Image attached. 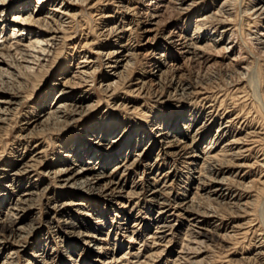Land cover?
Listing matches in <instances>:
<instances>
[{
	"label": "bare ground",
	"instance_id": "6f19581e",
	"mask_svg": "<svg viewBox=\"0 0 264 264\" xmlns=\"http://www.w3.org/2000/svg\"><path fill=\"white\" fill-rule=\"evenodd\" d=\"M197 1L0 0V143L8 137V128H13L9 132L14 130L17 147L11 157L17 160L6 162V169L0 172V247L13 249L2 261L0 258V264H19L22 240L36 215L29 220L26 216L44 199L47 229L75 234L84 247L82 253L95 246V251L108 256L102 264H153L161 258L162 264H169L177 226L169 219L174 216L175 222L185 217L188 224L187 245L178 252L179 261L202 264L206 243L248 237H254L249 240L256 246L254 258L262 260L264 224L256 233L250 223L227 233L221 224L208 225L209 219L217 217L212 207L201 212L197 205L200 192L205 194L203 198L228 206L235 198L229 185L238 182L229 180L230 169L243 171L264 162L256 153L250 156L251 146L264 136V130L254 128L249 116L236 114V103H232L235 98L240 100L238 95L246 98L249 90L257 103L261 98L262 86L251 66L264 57V0H248L241 9L246 26L255 29L248 34L252 50L239 42L232 26L231 0H222L215 11L206 5L196 11L203 0ZM85 12L94 13L100 23L94 37L77 34L84 26L79 19ZM206 24L210 29H204ZM190 26L193 31L188 35ZM206 31L218 37L212 39ZM48 75L53 78L48 89L38 93ZM38 78L42 81L35 86ZM96 82L111 100L100 115H93L100 105L91 95ZM30 86L38 93L34 98L24 95ZM227 91L229 101L223 94ZM165 93L179 101L196 100L198 107L186 110L180 103L172 112L149 108L147 97L161 102ZM117 108L130 117L139 116L144 124L128 121L130 117L125 115L118 120L111 113ZM24 109L29 110V116L26 112L21 115ZM20 115V126L14 128L11 125ZM240 119L248 125L234 130ZM123 121L128 125H121ZM214 122L217 127L210 136L208 130ZM54 133L63 137L54 159L48 161L50 144L46 140L50 142ZM30 174L48 184L39 189ZM53 184L60 191H79L85 196H74L73 201L67 193L45 198ZM133 198L155 203L156 217L145 224L142 217H135L127 225L130 217L124 206ZM95 200L113 206L104 210L105 214L92 209L97 216L93 222H75L66 214L68 207H74L77 214L84 201L98 206ZM109 217L112 222L107 225ZM97 232L103 237L114 233L115 243L121 233L127 242L125 253L103 248L107 239L97 238ZM78 243L64 246L69 264L100 262L99 257L85 262ZM52 245L51 241L39 244L26 264H40L38 258L43 264H54L48 262ZM244 261L249 263L251 258Z\"/></svg>",
	"mask_w": 264,
	"mask_h": 264
},
{
	"label": "rangeland",
	"instance_id": "374dc122",
	"mask_svg": "<svg viewBox=\"0 0 264 264\" xmlns=\"http://www.w3.org/2000/svg\"><path fill=\"white\" fill-rule=\"evenodd\" d=\"M128 1H133V0H128ZM141 1L142 0H140V2ZM221 1L222 0H203L202 4H199L197 6L196 11L201 9V8L203 9V7L205 5L213 7V10L215 11L216 8L219 6ZM247 1L248 0H231V7L230 8L232 9V14H233L232 20L234 19L232 22V26H234V28L236 30L239 42L241 41V43L245 44L249 48V50H252V46L248 40V34H251L252 32H254L255 29H252V28H249V26H246L245 21L247 22V19H246V17L243 18V16L241 15V9L245 6H247V4H248ZM198 2H200V0H198L197 3ZM109 11H113V8L110 7ZM91 14H87L85 12L84 17L79 19V24H84V26L77 29V34H79L81 32L84 34L89 33L90 35H92V37H94L96 24H100V23L96 21V19H95L96 17L94 16V13H91ZM193 16H195V15H193ZM116 20L114 19L113 22H115ZM211 25L214 26L215 23L211 24ZM205 26H204V29H206V30L210 29L209 24H206ZM248 28L251 31H248ZM219 30H221V29H219ZM192 31H193V26H190L187 30V34L191 35ZM204 34H208L209 37L212 36V33L211 34L207 33V31L204 32ZM217 37H218V34L216 33V34H213V36L211 38L215 39ZM66 53H67V51H66ZM62 55L64 56L66 54L63 52ZM60 58H58V61L61 62L62 58L61 59ZM261 60L262 61L259 62L258 64H254V65L252 64V66H251V67L255 68L257 76H258V80L260 81L259 83L262 86L261 87L262 93H261V98H260L259 103H257V101L254 99L251 90L248 91L246 98H242V95H238V98L241 97L240 100H238V102H237V101H235L237 98H235L234 100H232V101H234L232 103H236L237 108H235V110H234L236 114L239 113L241 118L246 117V115L249 116V121H250V119L253 120L252 126L254 128L255 127L257 128L259 126L260 128L262 127V130H264V57ZM136 69H137L136 71H139L138 66L136 67ZM189 71H191V70H188V72ZM191 77H192V75H191ZM52 79L53 78L50 75H48L47 78L45 79L44 83H43L42 88L40 89V92H38V93L45 92L48 89V85ZM40 80L42 81V79H40V78L36 79L35 82H33L34 85L38 86L39 83L41 82ZM242 86H244V84ZM28 89L29 90L26 91L27 93L24 92V95L26 96V95L30 94L34 98L37 92L33 91L31 86ZM119 94H121V93H119ZM223 94L225 95V97H227V101L231 100L230 91L223 92ZM24 95L22 94V96H24ZM91 95L92 96L94 95L93 96L94 103L100 102L99 107L96 109V111L93 115H95V114L100 115L103 111L106 110V108H105L107 106L106 102H108V104H110L111 100H109L107 98L108 95H106L100 91V89L98 88L97 82H96L95 86L93 87ZM0 97H1V95H0ZM120 97H123V96H120ZM145 100L151 101V102H149V108H156V110L158 112H160V111H162V112L163 111H166V112L176 111L177 109H179L178 105L180 103L181 104L183 103L186 110H191V109L195 110V108L198 107V106H196L197 105L196 100H192L189 102L188 100L184 99V100L179 101L178 99L171 98L170 96H168V93H165V99H164V101H161V102L155 103V99L149 98V97H147ZM140 104H142V102H140ZM25 112H26V116H29V110L28 109H24V111L21 115L25 114ZM111 113L115 114L117 119L121 120V121H122L121 117H123L124 115L127 118L130 117L129 115L124 114V112L122 111L121 108H117V110L115 112L111 111ZM21 115L14 122V124H12L11 126H13L14 128L20 126L21 120L23 119V116H21ZM21 117H22V119H21ZM128 121H135L137 125H143L144 124L143 119H139V116L137 118L134 115L132 117H130ZM240 122H245V121H242L240 119L237 124H234L233 129L234 128L236 129V127L237 128H241V127L243 128L246 124L248 125V123L245 122L244 124H242L243 125L242 126ZM121 123H122L121 125H128L127 124L128 122H126V121H123ZM217 123L218 122H214L212 124V126L208 130V135H210V136L213 135V133L217 127ZM255 123H257V124H255ZM8 129H9L8 130V137L4 136L1 140V143H0V147H1L0 148V172L3 168H5L4 166H5L6 162H8L9 160L10 161L11 160H17V158H15V159L11 158V157H13L12 152H16V148H17L16 145H14V130L9 132L13 128H11V129L8 128ZM237 131H238V129H237ZM55 133L52 136L50 135V137H49L50 142H49V140H46L47 141L46 143L50 144L49 148H48V153H47L48 161H51L52 159H54V153L58 151L55 149H57V147H58L57 145L60 144V141H61L60 139H61V137H63L61 135H60V137H56ZM35 137H36L35 139H37L38 137H41V136H35ZM72 140H73V138H72ZM253 140H255V139H253ZM70 141H71V139H70ZM255 141H257V142L251 146L252 150H251L250 156L253 157L256 153L262 159H264V153H263L264 152V136L258 140L256 139ZM19 152L22 153L23 151L20 150ZM252 162L253 161L250 160V164ZM263 163L264 162H262V164ZM262 164L260 167L257 166V167H253L251 169L248 168V169H244L243 171L242 170L237 171L236 169H233V170L230 169V172L232 174L230 176L225 175L226 177L229 176L230 181H236V182L238 181L237 182L238 185L237 184H233L232 186L229 185L231 192H232V196H235V198H234V201H231V203L228 204V206L226 204H216L212 200L211 201L207 200V199L203 198V197H205V194L202 196L201 194H203V193L199 192L198 195L201 196V199H198V201L200 203L197 201L198 202L197 208L199 207L198 209L202 212L206 208L212 207L213 209L211 211H213L215 213V215L217 216L216 218H213L211 220L209 219V221H208L209 226H214L215 224H218V225L221 224L223 226V229L226 230L227 233H231L230 231H232V230H234V231L238 230L239 231L243 225H244L243 227L248 226L249 225L248 223H250V226H253L252 231L255 233H256V230L259 226L262 227V225L264 224V165H262ZM225 172H227V170H225ZM245 173L247 175L246 178H244L243 180L240 179L239 177ZM236 174L238 175V177L234 176ZM30 175H31V178H33V179H31L32 183H36L38 185L39 189L45 187L48 184V181H46L45 179H38L37 177H33L32 174H30ZM137 176H139V175H137ZM137 176H136V180L138 179ZM194 176H196V174ZM26 180H27V176H26ZM129 186H130V181L128 182V186H126V190H129ZM68 191H65V190L60 191L53 184L47 190V192L45 194V198L53 196L54 194L59 195L60 193H63V194L67 193L68 195L69 194L72 195V198H68V200L73 201L74 196H80V197L85 196L82 192H79V191H73V190H68ZM95 201L99 203L98 206H96V204H92V203L90 204V203L84 201V202H82V208L80 210H78L77 214H75V212H74L76 210L74 207L66 208L67 209L66 214L72 215L74 217L73 219L75 222L76 221L78 222L80 219L84 220V221H88V222H93L91 219L94 220L95 218H97V216H95L96 212L92 211V209H95L98 212V214L99 213L101 214V212H102V214H105L104 210H106L107 208L111 209L112 207L109 208V206H111V205L113 206V204H111L109 202H105L103 200H99V201L95 200ZM112 202H114V201H112ZM39 203L36 202L35 205L33 206L34 210L32 212L28 213L26 216V219L29 220L30 217L36 215L35 219H34L35 223L31 227V229L29 230V233L26 236H24V240H22V244H21L22 248H20V250L22 252L19 255V257H20L19 264H26L28 259H32L33 258L32 255H34L33 253L37 252L39 244L44 243L45 241H48V242L51 241L53 244L52 245L53 249H54V251L52 252L53 255H51V257H49L50 260H49V258H47V260H49L48 262L54 261L53 262L54 264H63V263L69 264L67 254H65V248L66 247L64 248V246L68 242L71 244L78 243L79 241L77 239V236L75 234L74 235L63 234L64 232H62V230L60 228L58 230L53 229L59 233V236L55 235L54 232H52V234H51V231H53V230L47 229V225L45 224V221H46L45 211L47 210L46 201L44 199V200H41ZM150 203H151L152 207H149ZM154 204L155 203H152L149 200H148V202H145V199L144 200H142L140 198L130 199L126 203V206H124V210L127 213L129 212L128 215L130 217L126 224L130 225L132 223V221L134 219H136L135 217H137V218L142 217V219H144L143 224L149 222L148 221L149 219L155 218L157 208H156V206H154ZM172 206H174L173 203H172ZM175 219H176L175 216L169 219V222L171 224L177 223V226H175L176 228H175V232H174V238H173V241L171 244L170 257H168L167 255L165 257L166 258L168 257L169 260L168 259L167 260H168L169 264H172L171 261L173 263L175 261L176 264H186L184 260L179 261L180 258H178V255H180V254L178 252L180 251L181 248H183L187 245V242L185 240L187 238L185 236L186 235L185 231L187 229L188 224L185 220V217L181 218L179 223L175 222ZM203 219L208 220V218H203ZM111 222H112V219H111V217H109L107 225L111 224ZM107 225H105V226H107ZM149 227L150 228L148 229V231L151 232L153 229L151 228V226H149ZM224 230L220 231V234H223ZM90 232H92V231H90ZM94 234H95V236H98L97 238L107 239L106 241L102 242L103 248L108 247L109 249L112 250L114 247L115 251L117 250L119 254L125 253L126 247H127V245H126L127 242H126L125 238H123V236H121V233H120L119 242L117 241L116 243H115L116 236L114 233H111V234L108 233L109 235L107 237H105V236L103 237V235L100 236L99 232L94 233ZM255 235H257V234H255ZM248 238L249 239H247V240H243L240 238H236L237 240L236 239L235 240L234 239L233 240L232 239H230V240L226 239V241H224V242L220 241V240H218V241L214 240L213 242L206 243L204 248H205V251H207V252H206V254L203 255L204 261L202 260L203 261L202 264L203 263L204 264H209V263L210 264H264V256H262L261 261L256 260L257 258L255 259L253 256L255 253V250H256L255 249L256 246H255V243H253V242L250 243L249 240H251L254 237H252V238L248 237ZM92 245H93V242L90 244V246H92ZM3 246H1V247H3ZM5 246H4V248H5ZM226 246H230V248L226 247ZM50 247H51V245H50ZM83 248L84 247L81 244H79L77 246V250L79 251L80 254H82L81 257L85 260V262H87L89 259L95 260L96 258L99 257L100 262H98V264H102L105 257H108V256H102V254H103L102 251L101 252H98L97 250L95 251L94 250L95 246H92V248L90 249V252H85V253H82L81 252L82 250H80ZM14 249H17V248H14ZM88 249H86V250H88ZM227 249H229L228 252H226ZM262 249H264V247ZM11 250H13V249L6 246L5 252H3V253L0 252L1 261L6 254L9 255V253L12 252ZM106 252L110 254L111 251L108 250ZM263 252H264V250H263ZM247 257L251 258V261H249V263L244 261V259H246ZM38 259H37L38 263L41 264L42 260L41 259L38 260ZM161 261H163L162 258L160 260L158 259V261L154 260L153 264H162ZM73 264H77V263H73ZM79 264H82V263H79ZM94 264H97V263H94Z\"/></svg>",
	"mask_w": 264,
	"mask_h": 264
}]
</instances>
